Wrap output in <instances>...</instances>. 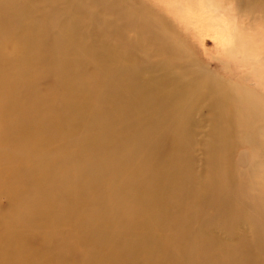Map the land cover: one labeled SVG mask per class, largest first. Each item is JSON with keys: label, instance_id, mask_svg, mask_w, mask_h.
<instances>
[{"label": "bare ground", "instance_id": "1", "mask_svg": "<svg viewBox=\"0 0 264 264\" xmlns=\"http://www.w3.org/2000/svg\"><path fill=\"white\" fill-rule=\"evenodd\" d=\"M190 64L108 0H0V264H264V161L240 181L227 162L238 141L264 154V104L219 96Z\"/></svg>", "mask_w": 264, "mask_h": 264}, {"label": "rangeland", "instance_id": "2", "mask_svg": "<svg viewBox=\"0 0 264 264\" xmlns=\"http://www.w3.org/2000/svg\"><path fill=\"white\" fill-rule=\"evenodd\" d=\"M121 9L151 20L175 47L190 61L193 77L212 87L216 94L229 98L251 95L264 104V14L259 9L248 10L243 0H108ZM128 5L130 7H128ZM94 13L97 10H92ZM40 19L31 14L30 23ZM26 24H29L26 21ZM18 47L8 48V60L15 63L22 59ZM134 72V70H133ZM49 79L39 78L37 85L42 97H49ZM140 82H148L140 79ZM199 127L191 129L197 143L195 156L198 165L206 157L205 145L213 133L212 114L204 107L196 114ZM65 124V121H64ZM61 125V126H64ZM246 134L252 135L246 130ZM245 135V134H244ZM238 135V136H244ZM262 138V137H261ZM259 139V138H258ZM264 138H262L263 140ZM227 157L229 172L237 181L248 171L259 168L264 161L260 148L250 149L239 141L231 143ZM260 156V157H259ZM261 169V168H260ZM189 187L188 182H184ZM9 208L8 199L0 197V212ZM217 231L214 250L224 248V237ZM232 248L245 250L244 246L231 244Z\"/></svg>", "mask_w": 264, "mask_h": 264}]
</instances>
